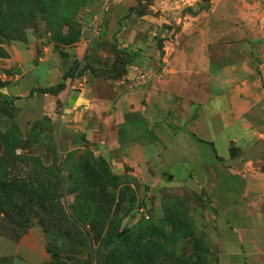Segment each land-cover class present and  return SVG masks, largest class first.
Here are the masks:
<instances>
[{"label":"rangeland","instance_id":"obj_1","mask_svg":"<svg viewBox=\"0 0 264 264\" xmlns=\"http://www.w3.org/2000/svg\"><path fill=\"white\" fill-rule=\"evenodd\" d=\"M124 1L5 0L0 264H264V232H243L246 218L264 217V139L220 161L213 149L182 154L190 146L186 138L177 153L169 148L144 163L108 155L88 139L96 124L85 114L86 99H109L106 81L121 80L126 68L113 79L104 72L126 60L118 52L141 47L126 35L114 38L127 7L136 9L130 21L141 11L142 0ZM257 1L263 32L264 0ZM145 45L146 70L154 71L161 44ZM79 46L84 52L77 59ZM168 75L162 70L159 77ZM75 94L79 100L65 114ZM106 112L94 114L108 137L114 131ZM119 134L125 139L127 132ZM205 157L225 171L216 191L202 187L203 171L184 167Z\"/></svg>","mask_w":264,"mask_h":264},{"label":"crops","instance_id":"obj_2","mask_svg":"<svg viewBox=\"0 0 264 264\" xmlns=\"http://www.w3.org/2000/svg\"><path fill=\"white\" fill-rule=\"evenodd\" d=\"M140 5L138 16L126 19L128 10L134 8L127 7L126 20L120 18L116 24L115 39L126 35L141 46L125 52L130 57L125 75L119 81H106L109 99L91 95L86 99L85 114L94 117L96 124L87 131L88 139L102 145L108 155L119 154L126 162L140 158L143 163L150 154L161 155L169 148L177 153L180 140L186 138L190 146L182 154L213 149L220 161L264 139V70L260 65L264 37L259 2L142 0ZM150 43L161 44L155 51L159 64L154 71L146 70L142 52ZM83 52L80 46L75 49L77 59ZM162 70L168 72L167 79L159 77ZM89 109L99 115L107 111L105 124L114 132L107 137L102 120L97 121ZM122 129L127 132L125 139L119 136ZM106 145L109 152L104 150ZM204 161L184 167L203 171L202 187L216 186V191L224 186L219 174L225 171L211 157ZM250 219L246 218L248 227L243 232L263 233L264 217Z\"/></svg>","mask_w":264,"mask_h":264},{"label":"trees","instance_id":"obj_3","mask_svg":"<svg viewBox=\"0 0 264 264\" xmlns=\"http://www.w3.org/2000/svg\"><path fill=\"white\" fill-rule=\"evenodd\" d=\"M6 2H5V0H0V14H1V9H2V7H3V5L5 4ZM4 8H5V5H4ZM135 11V9L134 8H131V9H129L128 10V13L129 14H132L133 12ZM3 17H0V25L2 24V22H3ZM114 50L115 51H117L116 50V48H114ZM120 55H123L125 58H126V60L124 61V62H122V63H120V64H117V65H115L114 66V68H113V70L111 71V72H109V71H106V72H104L105 74H106V76L108 77V78H110V79H113L114 77H115V72L119 69V68H125L127 65H129L130 64V57L128 56V54H125L124 52H118ZM85 70H90L91 71V73H96L95 71H93V70H91V69H89V68H86ZM64 86L62 85L61 86V88H59V92L58 93H60V92H62L63 90H64V88H63ZM42 94H48V93H42ZM53 95V94H52ZM3 97V99L7 102V103H12V99L11 98H9V97H7V96H2ZM10 219V221H14V218H9ZM65 219V218H64ZM72 220V223H73V225L75 226V227H77V229H80L81 228V226L79 225V223H78V221L76 220V219H70V221Z\"/></svg>","mask_w":264,"mask_h":264},{"label":"water","instance_id":"obj_4","mask_svg":"<svg viewBox=\"0 0 264 264\" xmlns=\"http://www.w3.org/2000/svg\"><path fill=\"white\" fill-rule=\"evenodd\" d=\"M78 98H79L78 94H75L72 96L71 100L68 103V110L65 111V114H68L69 110L72 109L76 105Z\"/></svg>","mask_w":264,"mask_h":264},{"label":"built area","instance_id":"obj_5","mask_svg":"<svg viewBox=\"0 0 264 264\" xmlns=\"http://www.w3.org/2000/svg\"><path fill=\"white\" fill-rule=\"evenodd\" d=\"M262 34L264 36V30H263ZM261 58L264 60V50H263V53H262V57ZM260 65H261L262 70H264V61H261Z\"/></svg>","mask_w":264,"mask_h":264}]
</instances>
